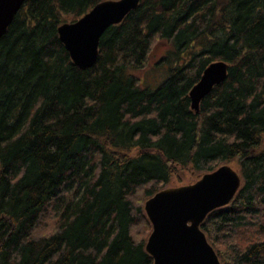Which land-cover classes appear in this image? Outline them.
<instances>
[{
  "label": "trees",
  "instance_id": "obj_1",
  "mask_svg": "<svg viewBox=\"0 0 264 264\" xmlns=\"http://www.w3.org/2000/svg\"><path fill=\"white\" fill-rule=\"evenodd\" d=\"M101 1L28 0L0 39V264H154L146 200L232 161L242 185L201 228L222 264H264V0H141L82 70L58 27ZM161 41L167 75L142 86Z\"/></svg>",
  "mask_w": 264,
  "mask_h": 264
},
{
  "label": "water",
  "instance_id": "obj_2",
  "mask_svg": "<svg viewBox=\"0 0 264 264\" xmlns=\"http://www.w3.org/2000/svg\"><path fill=\"white\" fill-rule=\"evenodd\" d=\"M28 0H0V39ZM141 0H104L80 19L58 27L59 38L73 62L82 70L98 59L100 40L111 25L121 23ZM229 73L224 60L210 63L191 88V107L199 111L201 101ZM239 171L229 164L204 174L192 184L167 187L145 202L153 229L146 250L154 264H221L201 224L214 209L230 204L241 187Z\"/></svg>",
  "mask_w": 264,
  "mask_h": 264
},
{
  "label": "rangeland",
  "instance_id": "obj_3",
  "mask_svg": "<svg viewBox=\"0 0 264 264\" xmlns=\"http://www.w3.org/2000/svg\"><path fill=\"white\" fill-rule=\"evenodd\" d=\"M166 49L167 44L165 41H161L159 43L157 42V45L154 47L147 67L136 71V75H138V77L142 81V86L156 87L166 77V68L159 66V61L165 54ZM230 164H232L236 169L239 170L237 161H232ZM199 178L200 176L197 172L192 171L190 168L180 167L174 173V176L172 177V180L168 186H180L193 183Z\"/></svg>",
  "mask_w": 264,
  "mask_h": 264
}]
</instances>
